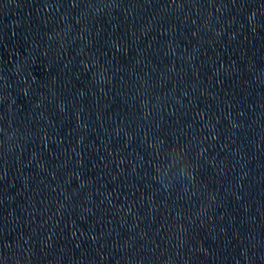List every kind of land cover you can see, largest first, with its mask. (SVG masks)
Masks as SVG:
<instances>
[{
  "label": "water",
  "instance_id": "obj_1",
  "mask_svg": "<svg viewBox=\"0 0 264 264\" xmlns=\"http://www.w3.org/2000/svg\"><path fill=\"white\" fill-rule=\"evenodd\" d=\"M0 264H264V0H0Z\"/></svg>",
  "mask_w": 264,
  "mask_h": 264
}]
</instances>
